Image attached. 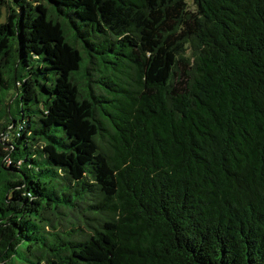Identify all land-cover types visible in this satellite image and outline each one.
I'll return each instance as SVG.
<instances>
[{"label":"trees","instance_id":"1","mask_svg":"<svg viewBox=\"0 0 264 264\" xmlns=\"http://www.w3.org/2000/svg\"><path fill=\"white\" fill-rule=\"evenodd\" d=\"M0 264H264V0H0Z\"/></svg>","mask_w":264,"mask_h":264}]
</instances>
